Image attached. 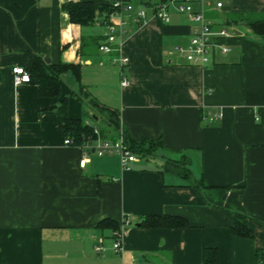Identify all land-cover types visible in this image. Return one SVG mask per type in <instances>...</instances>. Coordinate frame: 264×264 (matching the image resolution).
<instances>
[{
  "label": "crops",
  "instance_id": "crops-1",
  "mask_svg": "<svg viewBox=\"0 0 264 264\" xmlns=\"http://www.w3.org/2000/svg\"><path fill=\"white\" fill-rule=\"evenodd\" d=\"M64 1L0 0V264H201L205 246L217 249L219 264H264V34L244 22L264 19V0L191 1L214 30L234 29L210 36L204 65L173 49L189 41L186 13L170 8L162 21L134 0L145 18L127 19L104 52L103 15L71 22ZM25 53L77 65L78 75H60L69 116L86 112L98 131L93 108L108 107L132 140L160 138L156 157L124 168L117 154L91 150L81 166L83 150L63 143L51 99L34 83L13 82ZM212 112L221 117L209 122ZM181 156L188 175L165 163ZM234 209L248 216L251 236L231 232ZM162 213L187 226H141L143 215ZM103 218L119 223L118 249L113 231L97 226Z\"/></svg>",
  "mask_w": 264,
  "mask_h": 264
},
{
  "label": "trees",
  "instance_id": "trees-1",
  "mask_svg": "<svg viewBox=\"0 0 264 264\" xmlns=\"http://www.w3.org/2000/svg\"><path fill=\"white\" fill-rule=\"evenodd\" d=\"M61 8L68 14L69 20L78 24H91L96 20V15L102 14L105 22L109 21V15L114 12L111 1L107 3L95 4L89 0H67L62 2ZM230 22V21H228ZM246 26L254 33L264 34V19L244 18ZM23 67L29 73V83L38 86L39 93L48 96L52 101L50 111L55 112L58 117L59 126L63 130L64 137L71 140L70 145L82 147L91 143L97 136L113 139L119 133V126L116 114L113 110L103 105L94 107V116L100 117L103 126L94 133L93 125L86 120V112H82L80 117L73 118L68 114L67 98L61 97L60 93V75L69 70H74L78 75L77 65L72 63L46 62L42 55L25 53ZM124 140L129 149L140 158L156 157V152L161 146L160 138L143 137L139 141L129 138L124 131ZM183 159V160H182ZM184 162V157L178 159H166L165 163L172 168H176L182 175H188L189 169L184 167L180 169V162ZM234 219L230 226L232 233L239 236H251V230L247 224V215L238 209L232 210ZM141 226L144 227H184L187 226L185 218L171 214H146L142 216ZM97 226L103 229H109L113 237L121 233L119 223L113 219L103 218L98 221ZM201 264H219L218 251L215 247L205 246L202 250Z\"/></svg>",
  "mask_w": 264,
  "mask_h": 264
},
{
  "label": "built area",
  "instance_id": "built-area-1",
  "mask_svg": "<svg viewBox=\"0 0 264 264\" xmlns=\"http://www.w3.org/2000/svg\"><path fill=\"white\" fill-rule=\"evenodd\" d=\"M112 6L114 7V14L118 16L117 20L106 22V34L105 40L101 42L98 49L104 52H109L113 50L112 44L116 39L121 37L123 32V26L126 24L127 19H132L137 23H140L146 16V9L140 7L134 9V4L131 0H110ZM149 3L152 9L153 15L160 18L162 21L168 20V12L170 8H173L177 12L186 13L190 20L194 22L190 38L186 45H174L173 49L180 55L183 56L188 64L192 65H204L209 61V50H210V36L214 34L221 35L223 37H228L234 29L220 28L214 30L212 28V23L209 18H207L202 10L195 11L192 9L191 1L193 0H142ZM201 2L202 5L209 4L210 0H197ZM221 1H215V7H221ZM228 50V47L222 46L221 51ZM115 60V59H114ZM121 64L127 61V58L121 56L118 58ZM13 82L14 84L27 83L30 80L29 73L25 70L22 65H15L12 67ZM129 84V79L125 76H121L120 85L127 86ZM221 117L220 112H212L207 115V121L211 122ZM94 133H98L97 128L93 127ZM64 144H71V140L68 137L63 139ZM82 156L79 160V164L83 166L87 160V155L90 151H94L97 155H102L104 153H115L120 159L122 167H127L128 163L138 159L128 147L124 140V135L122 130H119L117 136L113 139L99 138L97 137V142L93 145L92 143L85 144L82 147ZM115 239L113 243V248L118 249L120 246V235L115 234ZM100 242V241H99ZM95 251L101 249L100 244L94 246Z\"/></svg>",
  "mask_w": 264,
  "mask_h": 264
},
{
  "label": "water",
  "instance_id": "water-1",
  "mask_svg": "<svg viewBox=\"0 0 264 264\" xmlns=\"http://www.w3.org/2000/svg\"><path fill=\"white\" fill-rule=\"evenodd\" d=\"M44 60L46 61V62H49V58L48 57H44Z\"/></svg>",
  "mask_w": 264,
  "mask_h": 264
},
{
  "label": "rangeland",
  "instance_id": "rangeland-1",
  "mask_svg": "<svg viewBox=\"0 0 264 264\" xmlns=\"http://www.w3.org/2000/svg\"><path fill=\"white\" fill-rule=\"evenodd\" d=\"M131 2H134V0H131Z\"/></svg>",
  "mask_w": 264,
  "mask_h": 264
}]
</instances>
